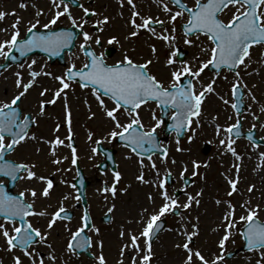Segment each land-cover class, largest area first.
I'll use <instances>...</instances> for the list:
<instances>
[{"label": "snow or ice", "instance_id": "6c2138e0", "mask_svg": "<svg viewBox=\"0 0 264 264\" xmlns=\"http://www.w3.org/2000/svg\"><path fill=\"white\" fill-rule=\"evenodd\" d=\"M127 5L131 8V17L126 23L130 27V31L125 39L134 38L140 35L141 30H145L157 39L165 42V46L172 49L165 61L166 67L170 71V79L168 85L158 79L151 71L152 59L144 62H137L127 52L123 54V58L113 64L106 61L105 53L99 54L93 49V43L102 47L103 37L100 35L104 32L105 26L111 22V17L101 15L95 9L86 7L79 0H50L49 8L50 16L46 22L41 24L40 17L44 16V11L38 10L35 13V19L28 21V28L25 35L21 37V18H17L11 25V31L7 38L0 40V57L5 60H16L13 52H18L21 57H28L29 53L36 49L42 50L53 56H58L62 52L75 48V42L82 37L79 43V50L86 59L82 67L75 64V56L73 54V62H71L61 75H54L52 72L45 70L42 66L37 70L34 66L37 64L35 59H31L30 63H20L19 68H27L29 79L24 81V75L21 71L15 72V85L18 89L9 101L0 102V178H9L12 181L19 182L26 180L35 182L36 186H29L17 195H11L5 190V185L0 183V238L3 239V246L0 250L12 253L13 264H24L27 258L29 264H68L72 257L79 258V255L85 251H89L96 247L99 254L91 253L94 264H107L104 255V240L101 238L93 241V237L88 235L92 232L95 236H101V229L95 227L91 221V217L87 210L81 216V223L75 230L70 224H64L66 231L70 233V238L65 246L64 256L61 257L49 237L52 231L65 221H71L74 215H70L64 206V201L70 197L79 202L82 199L80 194L73 196L71 192L62 196L59 201V207L53 212H48L47 208L38 210L35 205L37 200L43 198L50 200L55 186L54 176L57 172L65 171L60 167H56L55 172L50 175L40 174L36 169L38 164L25 163L10 160L7 157L14 153L19 146L29 141L48 146V158L53 165L59 166L64 161L69 160L68 155L61 156V148L70 149L71 164L77 165L79 156L78 148L73 139V112L69 100V92L74 91V85L78 84L81 89L87 90L84 98V105L87 108V119H97V111L93 110L92 102L89 100L90 95L96 102V107L102 115L106 124L111 125L106 135L98 139H94L95 133L89 129L87 140L91 147L93 156L100 153V147L105 143H113L114 141H124L123 147L130 150V155L126 159H132L135 155L139 157L137 163L139 165V174L135 179L140 185H149L153 191L146 194L148 205H141L138 216L135 220L129 219L126 224L121 225L119 237L123 242L120 249V259L118 264H124V257L129 254L130 264H151L155 255L153 251L154 236L164 227V219L167 215H174L178 210L183 209L188 212L190 218L191 213L188 211L194 206L199 207L201 204L200 197L203 196V189L193 195L188 188L190 187L186 173L188 172V164L183 165L180 173V179L184 181L181 188L174 189L172 192L168 190V182L172 177V170L168 168L169 164V148L164 146L158 140L157 129L164 123L162 119L152 113V120L155 123L151 127H146L140 113L142 106L154 102L157 106L165 111L171 109L169 116L172 124L168 127L175 133L177 151H186L180 147L181 137L187 136L188 142L191 143L195 138V129L192 128L193 118H197L195 123H201L199 117L202 114V105L208 95L216 94L215 85L216 78L228 80L227 76L221 77V69H227L232 74L229 81L231 85V96L237 102H231L223 96L219 99L225 105H230L234 110L235 123L227 125H215V136L219 138L218 147L222 150V155H231L234 158L232 168L235 169V175L225 174V179L229 185L227 197H233L239 194L238 184L240 182V169L243 156L237 151V140L244 135L242 129V113L241 106L244 104V93L241 89H248V85L244 82L245 75H252L248 71L253 62L252 49L259 47L264 49V0H195L194 6H189L185 0H170V3L176 7L169 6L164 0H157L162 11L168 14V23L171 29L165 28V21L159 17L141 16L136 10L134 0H126ZM121 8L125 6V0H118ZM35 6V5H33ZM21 8H27L26 2L20 4ZM78 7L82 10V15L77 17L73 14L72 8ZM226 13L227 18H223ZM16 15L15 12L10 13ZM9 13L0 11V21H2ZM123 16V12L120 13ZM100 17L95 21L90 17ZM62 17H66L68 26L58 29V22ZM139 18V22H138ZM184 19L186 22L181 25L184 34V43L186 45L195 44L196 40L204 37L201 43V53H206L208 58L201 60L199 56L194 57L196 64L188 61H180V52L174 48L176 41V22ZM91 24L94 31L89 32L86 25ZM153 25H159L163 28V32L157 33ZM43 29L44 31H42ZM3 31L8 32L9 29ZM195 37L196 39H192ZM109 44H119L120 40L117 36H111L108 39ZM206 45V46H205ZM157 47L151 45L153 55L157 53ZM264 65V58L259 61ZM179 63V67L175 65ZM215 69V77L209 83L200 82L201 74L206 69ZM256 71V70H254ZM257 74L259 72L257 71ZM41 76L49 77L58 83V87L53 91L51 96L48 95L49 89L42 87L39 93L40 99L37 101V110L35 113L29 111L27 114L20 108L23 98L29 93L30 89L38 83ZM189 79L187 84L182 82V78ZM200 82V88L197 90L195 83ZM255 87V85L253 86ZM247 95L255 102L256 96L251 90ZM60 102L63 105L64 116L61 121L57 118L54 132L59 133L62 126L67 125L68 135L61 138L56 135L53 139L47 137H39L32 132V127L39 125L41 117H47V107L49 105H57ZM250 110V106H249ZM259 111L264 113V105L260 106ZM253 119L264 127V121L255 113H252ZM123 117V119H122ZM233 116H228V120H232ZM214 119H218V116ZM257 124L254 123L252 128L255 129ZM187 130H191L192 134L188 135ZM246 139L253 144L254 149L261 147L260 143H255L256 137L252 131L246 134ZM264 141V137L260 138ZM67 141V142H66ZM43 147H38L37 152H43ZM187 151H191L188 149ZM157 157L160 164L165 166L163 175L157 164ZM261 159V167H264V151L259 152ZM145 159L149 165L145 164ZM172 164L177 161L171 159ZM192 177L199 175L198 169L201 162L193 160ZM154 174V178H146L145 169L149 168ZM204 167H208L205 163ZM70 171V169H69ZM113 182L111 185L105 181L102 189L97 191L103 196L106 203L111 201L107 208L105 216L112 218L117 210L115 201L118 199L119 188L122 174L119 171L113 172ZM67 184L68 182L61 181ZM194 182V181H193ZM76 188V185H71ZM128 187L123 189L127 194ZM255 190V185L248 188L251 193ZM183 193L186 200L181 201L178 193ZM157 199L160 203L157 204ZM215 203L226 205L223 223L214 231H219L223 227L224 232L218 241L220 254L214 259L209 260L201 251L190 247L193 243V237L199 234V217H196L197 223L192 225V231H188L185 227L179 235H183L185 240L177 243L176 248L181 249L186 255L183 257L182 264H195L198 259L200 264H222L225 261L226 246L233 236V229L239 223L242 230L239 235L243 237L247 249L251 252L258 253L260 259L257 264H264V220L260 219L262 211L259 204L252 205L249 198L240 207L245 214L236 219V205L231 199H216ZM150 205V206H149ZM33 217L47 218L45 226L37 227L32 222ZM183 219V216H182ZM137 223L141 225L140 231H130L127 225ZM172 230V229H170ZM143 238V245L140 243ZM39 245H43L49 251L43 254L39 250ZM19 252L20 254H16Z\"/></svg>", "mask_w": 264, "mask_h": 264}, {"label": "rangeland", "instance_id": "374dc122", "mask_svg": "<svg viewBox=\"0 0 264 264\" xmlns=\"http://www.w3.org/2000/svg\"><path fill=\"white\" fill-rule=\"evenodd\" d=\"M86 7L95 9L101 15H108L111 17V22L109 25L105 26V30L100 35L103 37L102 45L103 47H112L115 51L114 55L107 59L109 63H115L123 58L125 52L128 53L135 61L144 62L147 59H152L153 64L150 66L153 74L161 79L165 86L168 85L170 79V71L165 65V61L172 50L165 46V42L161 39H157L151 35V33L141 30L140 35L134 38L125 39L131 30L129 25L126 23L131 17V8L127 5L125 0L124 8H121L118 0H94L93 3L89 4V0H79ZM26 2L28 7L21 8L20 4L22 0H0V11L9 13L2 21H0V40L7 38L11 31L12 23L19 17L21 18V37L25 35L28 28V21L34 20L35 13L38 10L44 11V16L40 17L41 24L47 21L50 16L49 8L51 7L50 0H23ZM136 4V10L140 12L141 16L147 17H159L165 21L164 27L171 29V24L168 23V14L164 13L161 7L158 5L157 0H134ZM185 2L191 7L194 6L195 0H185ZM164 3H168L173 11L176 7L170 3V0H164ZM35 5V6H33ZM73 14L77 17L81 16L82 10L77 8H72ZM15 12L16 15H11L10 13ZM123 12V16L120 13ZM226 13L223 18H227ZM100 17L93 16L92 21H95ZM139 22V18H138ZM184 19L178 18L176 22V41L174 42V48H180L187 55L185 61L196 64L194 57L199 56L201 60L207 59L206 53L202 54L201 43L204 41V37L196 40L193 45H186L184 43V34L181 29V24L185 23ZM68 26V21L66 17H62L61 21L58 22V27ZM4 29H9L8 32L3 31ZM86 29L89 32L93 31L91 24L86 25ZM157 33L163 32V28L157 26ZM111 36H117L120 40L119 44L113 43L109 44L108 39ZM192 39H196L192 37ZM78 48L73 52L75 56V64L77 67H82L85 63V57L79 50V43L82 38L78 40ZM95 44L93 43V48L95 49ZM151 45L157 47V53L155 55L151 52ZM206 46V45H205ZM102 52L101 50L97 51ZM73 54L66 56V67L73 62ZM253 62L250 65L248 71L252 75H245L244 82L248 85V89H243L244 92V111L242 113V126L244 130H251L254 123L257 124L260 130V137H264V127H261L252 116L255 113L260 117L261 121H264V113L259 111L260 106L264 105V65L259 61L264 58V49L253 48L252 50ZM31 59H35L37 64L34 66L39 70L42 66L45 70L52 72L54 75H61L65 72L66 67H60L58 64L51 65L45 58L38 56L31 57L27 59L25 65L31 62ZM4 62V58L0 57V63ZM179 63L175 67H179ZM256 70V71H254ZM21 71L24 75V81L27 82L29 79L27 75V68H19V66H14L6 71L0 76V102L9 101L14 95L17 94L18 89L16 88L15 72ZM257 71L259 74H257ZM227 76L228 80L222 78H216L215 74L205 70L201 74L200 82L207 84L211 79L216 78L217 83L215 85L216 94L208 95L207 99L202 105V114L199 117L201 123L197 125L195 119L192 128L195 129V138L191 143L188 142L187 136L181 141L180 147L186 151L178 152L176 138L173 137L169 140V164L168 168L172 170V176L174 177V185L169 192L174 189L181 188L183 185L180 179V173L182 171L183 165L188 164V172L186 176L192 178V161L196 160L201 162V167L198 169L199 175L193 177L194 185L188 189L193 195H195L199 190L203 189L204 194L201 199V204L199 207H193L188 210L191 213L189 218L188 212L183 209L178 210L179 216L167 215L165 218L167 220V229L159 237V239L153 245V251L155 253L152 264H182L183 257L186 255L181 249L175 247L177 243H182L185 240L183 235L179 233L186 227L190 232L192 231V225L197 223L196 217H199V234L193 237V243L190 247L197 249L202 252V254L209 260L214 259L220 254V249L218 248V241L223 235V227L219 228V231H214L220 226L223 221L222 217L225 212L226 205H217L215 203L216 199L221 200L231 199L236 205V219L239 220V216L244 215V210L240 207L241 204L245 203L249 198L251 199L252 205L259 204L261 206L260 219L264 220V167H261V159L259 157V152L264 151V146L259 149H254V146L243 140H237L235 145L237 151L243 156L240 169V182L238 184L239 194L233 197H227L226 193L229 190V185L225 179V174L233 176L235 175V169L231 167L234 158L231 155H222V150L218 147L219 138L215 136V125H227L235 123L234 110L231 109L230 105H225L219 96H223L225 99L234 102L231 96V85L229 81L232 79V74L227 71L221 73V77ZM200 82H196L195 86L197 90L200 88ZM255 85V87H253ZM45 87L49 89L48 95L51 96L53 91L58 87V83L51 80L49 77L41 76L38 78V83L30 89L29 93L23 98L21 104V109L27 114L29 111L35 113L37 110V101L41 98L39 93L41 88ZM251 90L255 94L257 101L259 103L253 102L247 95L248 90ZM87 95V90L81 89L78 85H74V91L69 92L70 105L73 112V135L74 141L76 142L78 148L79 163L84 171L85 176L90 182V186L87 189V201H88V211L90 216L94 219L95 227L101 229V236L97 237L92 232H88L89 235L93 237V241L99 239L104 240V255L107 259V264H118L120 259V249L122 241L119 237V232L121 225L126 224L129 219L135 220L138 216V211L141 205H148L146 200V194L149 191H153V188L149 185H140L136 181L135 177L139 174V165L137 163L136 156H132V159H126L131 153L124 148L117 147L116 161L118 164L117 170L122 174L120 183L118 184L119 193L118 199L115 201L117 205V210L112 215V220L109 224L103 223V218L105 217L107 208L110 206L111 201L106 203L103 196L98 192V189H102L105 181L109 185L113 182V173L110 171L101 173L98 170V164L103 161L100 155H95L91 153V147L87 140L88 130L91 129L94 133V139H98L103 135H106L107 131L111 128V125L106 124L102 118L101 113L96 107L95 100L89 95L88 98L92 102L93 110L97 111V119L88 120L87 119V108L84 105V98ZM250 106V110H249ZM143 122L146 127H151L155 121L152 120V113L155 112L156 116L160 118V113L155 104H147L140 110ZM47 117H41L39 119L38 127H34L31 131L36 133L39 137H47L53 139L56 135L61 138H65L68 135L67 125L61 127L59 133L54 132V127L57 122V118L63 120L64 111L62 103L58 102L57 105H49L47 107ZM233 116L232 120H228V116ZM218 116V119H214ZM123 119V117H122ZM162 125L157 129L158 134L162 132ZM192 131L189 130L188 135H191ZM161 135V134H160ZM67 142V141H66ZM104 145H109L105 142ZM112 148H116L115 143L111 144ZM43 147L44 151L38 153L37 148ZM191 149V151H187ZM61 156L68 155L69 160L64 161L62 165H53L48 158V146L46 144H37L36 142L29 141L28 143L19 146L16 151L9 157L17 162L25 163H36L38 168L36 169L40 174L50 175L55 172L56 167H60L65 171L57 172L54 176L55 186L52 192L50 200H45L43 198L37 200L35 207L38 210L47 208L48 212H53L59 207V201L63 195L71 192L75 196L76 189L72 188L71 185L74 183L76 177L75 167L71 164V153L70 149L64 147L61 148ZM157 159V157H153ZM177 161L176 164L171 163V159ZM208 167H204V164ZM145 164L149 165L147 159H145ZM157 164L161 169V174L163 175L165 166L160 164L157 159ZM70 169V171H69ZM146 178H154L153 172L149 168L145 169ZM67 181L68 183H62L61 181ZM129 187L127 194L123 192L125 187ZM251 185H255V190L251 193L248 192V188ZM29 186H36L35 182H29L22 180L19 183L17 192L24 191ZM181 201L186 200V196L180 195ZM77 201L73 198H69L64 201V206L67 210L75 212L76 217L71 221H65L63 224L58 225L49 237V241L52 243L53 247L56 249L57 253L63 257L65 252V246L70 238V233L66 231L64 224H70L73 230L76 229L81 223L82 210L76 209ZM160 201L157 199V204ZM150 206V205H149ZM183 216V219H182ZM37 227L45 226L47 218L34 217L32 219ZM130 231L134 230L137 233L141 229V225L133 223L127 225ZM172 229V230H170ZM242 225L239 223L237 227L233 229V236L229 240L226 246L225 257L229 253L239 251L243 246V239L238 233L241 231ZM140 243L143 245V238ZM0 246H3V239L0 238ZM39 250L43 254H47L49 251L43 245H39ZM92 253L99 254L98 249L93 247L91 249ZM16 254H20L17 252ZM12 253L0 250L1 263L2 264H13ZM124 259V264H130L129 254L126 253ZM260 259L258 253L254 252H240L233 259L225 260L222 264H257ZM24 264H29L27 258H25ZM63 264V261H61ZM68 264H94L93 259H89L85 256L72 257ZM195 264H200L198 259L195 260Z\"/></svg>", "mask_w": 264, "mask_h": 264}, {"label": "water", "instance_id": "95a60500", "mask_svg": "<svg viewBox=\"0 0 264 264\" xmlns=\"http://www.w3.org/2000/svg\"><path fill=\"white\" fill-rule=\"evenodd\" d=\"M65 51H71V50H67L66 49ZM64 52H62L58 56H53V55H51L49 53H46V52H44L42 50L36 49L33 52L29 53L28 56L33 55V54L45 55L51 60L52 63L55 62L56 60H58L61 64H63L64 63L63 62V54H64ZM13 55L16 57V60H6V62L3 65H0V73L4 69L9 68L10 66H12L14 64H20V63L24 62V60L26 59V57H21L20 54L18 52H15V51L13 52ZM165 114H166V111H165ZM164 116H166V115H164ZM13 183H14V181H12V183H11V185H10V187L8 189H5L8 193L11 192V188L13 186ZM76 184L79 186L80 193H81L82 197H84L83 190H84V187L87 186V185L83 182L82 176H79V180L76 182ZM245 250H248L247 247H245Z\"/></svg>", "mask_w": 264, "mask_h": 264}]
</instances>
